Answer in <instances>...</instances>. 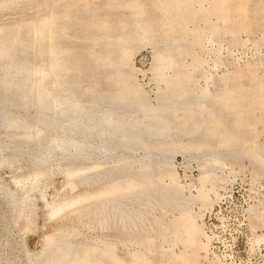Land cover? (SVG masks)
Listing matches in <instances>:
<instances>
[{"label":"bare ground","instance_id":"1","mask_svg":"<svg viewBox=\"0 0 264 264\" xmlns=\"http://www.w3.org/2000/svg\"><path fill=\"white\" fill-rule=\"evenodd\" d=\"M203 1L0 0V14L37 10L0 20V169L18 172L13 189L0 180V230L34 216L32 193L44 191L54 163L67 181L49 204L56 230L22 264H198L206 248L198 218L231 175L226 166L248 161L255 175L264 171V142L249 120L262 105L254 71L207 75L195 53L205 38H236L242 19L253 24L260 7ZM146 46L151 91L134 64ZM179 154L184 167L196 162L202 170L195 193L179 181ZM72 220L102 237L72 232ZM121 245L135 248L125 256ZM12 246L4 241L0 252Z\"/></svg>","mask_w":264,"mask_h":264},{"label":"rangeland","instance_id":"2","mask_svg":"<svg viewBox=\"0 0 264 264\" xmlns=\"http://www.w3.org/2000/svg\"><path fill=\"white\" fill-rule=\"evenodd\" d=\"M210 1L211 0H204L203 6L208 7L210 5ZM242 1L244 0L239 1L240 4L237 1L236 3L234 1V3L236 4H234V8H243L246 5L248 8L255 7L252 9L257 11V9L260 7V10L258 9L257 11L258 15L256 16L257 19H255V22L260 21L261 23L259 22L258 25L255 22L253 24H247L248 22L245 21V23L243 19L242 21L241 19H238L236 24L238 23L239 27L241 26V22L243 23V26L245 24L246 26H241L242 30L241 28H238L236 38H232L231 35H227L221 40H218L216 42L214 41L215 43H212L210 40L208 41V39L205 38L202 43L195 48V53L197 56H199L200 59L204 60V72L207 75L211 73L219 77V75L221 76L227 73L228 71H239L248 73H253L254 71V75L252 74L251 77H253V79L256 77L254 80L257 81L259 86L256 92V97L260 99L262 105L257 109L256 107L254 108L252 114L249 117V120L252 124L254 131L256 132L259 141L261 140L260 142H264V59L262 60V62H258L259 56H264V10H262L264 9V0H246L247 4L249 1L252 2H249V6L245 3V1ZM99 2H101V0H99ZM26 8L27 10L25 8L17 10V14L15 11H10V13L9 11L6 13L1 12L0 20L6 21L7 18V20H9L14 17L13 15L15 14V17H17V15L24 16L25 14V16H28V14H31L30 16H32L36 14L37 10L35 7H31V9H29L28 7ZM3 15H5V17ZM258 16H261V18H258ZM259 19H262V21ZM189 25H191V28L193 26V23H190ZM197 25L201 26L202 22L198 23ZM239 29L241 32L239 31ZM245 29H247L248 31H245ZM250 29L251 32L249 31ZM243 31L244 33H242ZM246 33L251 35L250 37L248 35V39L250 40L247 39ZM251 33H253V35ZM243 34H245L246 36ZM257 51L258 53H260V55L256 54ZM137 54L135 55L136 58L134 56V61H136L134 62V64H136L135 66H137L138 69L140 68V74H144L145 76L144 78L142 77V75L139 74V77L137 74L138 83L141 85L143 84V87H145L148 91H151L154 88V84L152 85L150 81L152 74L150 69L152 65L151 61H153V50L151 46H146V48H143V50L139 51ZM256 55H258V58ZM215 62H219L218 65ZM146 82L151 83V86L148 85L149 83L147 84ZM203 82L204 79L202 78L200 80V83ZM260 82L263 84H260ZM244 85L248 84L245 83ZM185 162V157L182 154H179L178 157L176 156L175 167H177L176 170L178 172V175L180 176L179 181L182 185H187V187L190 188L191 193H195L197 191L196 189H198V187L200 186L202 170L199 168V165L196 162H191L190 165L184 167ZM54 165L55 167H52L51 169L52 171H54L53 176L55 175V173L56 175L55 177L52 176V179L48 182V184H46L45 188L43 189L44 194L40 191L32 193V198L34 197V200L37 199L35 203L38 206H36V213L32 218H30L32 220L29 219L30 221L26 220L24 222L25 219H22V221H20L15 227L9 228V231L0 230V243H4V241L6 242L7 240L13 242V246L10 249L5 250V252H0V264H5V258L11 259V264H17V261L19 264H22L21 262H24L25 253H28L27 251L31 250L39 252L43 248V239H45V236L48 233L51 234L53 230H56L54 226L56 218L50 216L48 209L51 203L55 200L57 192L61 190V188L62 191L63 189L67 188V181L65 179L64 173H61L63 172V167L61 168V165H58L57 163H54L52 166ZM56 168L58 170H56ZM16 170V168L2 167L0 169V180H2L3 178V181H5V183H7V180L8 183L11 182V178L13 179V177L18 173L16 172ZM225 170L226 172L231 170V175L228 177L227 181L223 182L222 185L220 184L217 187V193H215L216 196L212 193L210 194L211 200L213 199L215 202H213L211 206L204 209L200 214V217L198 218V224L202 228V231L204 230L203 236L201 237V241L202 243L206 244V248L200 251L197 262L198 264H264V171L259 175H255L248 161H244L241 167H232L227 165ZM58 172H60V174ZM53 181H55V183ZM62 183L63 185H61ZM189 184L190 186H188ZM7 186H9V188L11 189L15 187L12 183H9V185ZM83 191V188H80L79 192ZM37 193L40 195L38 196ZM44 206L46 207L44 208ZM193 210L194 212L199 213V204H196L193 207ZM2 211L4 212V209L0 204V213H3ZM172 215L173 214H170V216ZM255 216L256 218L258 216L257 220ZM25 226L29 227L30 230L26 227L24 231ZM51 226L52 228H50ZM68 226L70 227V230L72 232L81 231L82 234H85L86 232L87 235L85 234V236L91 237L93 240H97L102 237L100 233L96 230H92L90 228H83L81 223H79L78 221L72 220V222H68ZM16 233L18 234V236ZM5 234L7 235L5 236ZM109 239L111 241L115 240V238L113 237ZM170 246L171 245L169 244V242L164 243V248H169ZM134 248L135 246L131 248L130 245H128L127 247L126 245H121L119 251L122 252L125 256H127L128 253ZM182 248L183 246L181 244H177L175 245L173 250L174 252H176V254H178L179 251L182 250ZM162 264L183 263L182 261L165 259V261H162Z\"/></svg>","mask_w":264,"mask_h":264}]
</instances>
